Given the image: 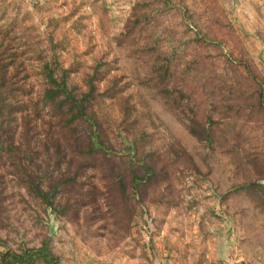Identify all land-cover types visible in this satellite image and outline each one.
I'll list each match as a JSON object with an SVG mask.
<instances>
[{"label":"rangeland","instance_id":"obj_1","mask_svg":"<svg viewBox=\"0 0 264 264\" xmlns=\"http://www.w3.org/2000/svg\"><path fill=\"white\" fill-rule=\"evenodd\" d=\"M240 3L0 0V98L28 106L32 144L53 141L37 162L54 176L30 177L61 180L60 125L40 103L47 64L77 96L93 86L110 143L134 142L155 169L138 197L115 192L110 209L102 189L73 221L4 167L19 158L0 139V264L44 244L50 264H264V191L234 189L264 184V4ZM117 162L126 175L136 166Z\"/></svg>","mask_w":264,"mask_h":264},{"label":"trees","instance_id":"obj_2","mask_svg":"<svg viewBox=\"0 0 264 264\" xmlns=\"http://www.w3.org/2000/svg\"><path fill=\"white\" fill-rule=\"evenodd\" d=\"M55 74V70L50 65L43 67L45 87L40 103L48 109V113L53 115L52 118L58 119V125H60L64 144L58 172L61 180L56 186L44 188L42 183H37L30 177L54 176L52 172H48L49 165L42 161L37 162L38 151L44 149L49 154L50 148H53L51 144L53 141L49 139L44 145L41 141L32 144L28 136L31 131L30 122H28L29 114L26 113L28 106L22 103L18 105L19 102L14 103V101L12 106L0 98V139H6L8 151L16 153L19 158L18 162L6 163L4 167L16 169L18 176H25L23 183L35 197L55 211L58 210L61 215L71 216L73 221L82 211L100 207L99 196L103 193L107 195L104 203L109 202L110 209L116 207L115 192L125 196L130 190L134 196L138 197L141 188L153 180L155 169L141 160H136L137 148L134 142L124 139L125 146L119 150L110 143L106 131L90 110L93 86L89 92L80 97L68 88L65 77L59 79ZM0 89H3L2 85ZM17 114L22 115L25 126L19 140L16 139L17 131L12 124V121L13 123L17 121ZM39 114L40 111H37L36 115ZM126 157H129L136 165L132 167L130 175L116 171L119 167L117 161L122 162V159ZM142 170H146L147 173L142 174ZM93 179L102 183L103 186L92 182ZM58 185L62 186V189L58 190ZM257 186L264 191L263 183L245 184L234 189L252 190ZM60 195L61 197L65 195V202L56 203ZM2 256L4 261H8L7 264H35L38 259L50 264V257H52L51 262L56 260L50 254L46 244L38 250H26L23 255L6 251L2 253Z\"/></svg>","mask_w":264,"mask_h":264},{"label":"crops","instance_id":"obj_3","mask_svg":"<svg viewBox=\"0 0 264 264\" xmlns=\"http://www.w3.org/2000/svg\"><path fill=\"white\" fill-rule=\"evenodd\" d=\"M240 1L243 4V6H253L255 8H257L259 3H263L264 4V0H240ZM237 5H238V3H237ZM257 10L259 11V9H257ZM248 11H249V9H248ZM259 12H261V11H259Z\"/></svg>","mask_w":264,"mask_h":264}]
</instances>
